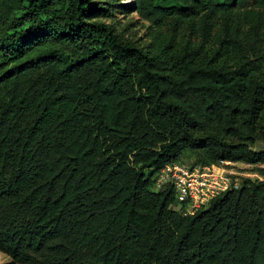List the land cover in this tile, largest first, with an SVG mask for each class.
<instances>
[{"label": "trees", "instance_id": "trees-1", "mask_svg": "<svg viewBox=\"0 0 264 264\" xmlns=\"http://www.w3.org/2000/svg\"><path fill=\"white\" fill-rule=\"evenodd\" d=\"M131 5L148 50L94 21L107 11L90 0H0V253L264 264V180L189 216L152 191L185 153L264 166V0Z\"/></svg>", "mask_w": 264, "mask_h": 264}, {"label": "built area", "instance_id": "built-area-1", "mask_svg": "<svg viewBox=\"0 0 264 264\" xmlns=\"http://www.w3.org/2000/svg\"><path fill=\"white\" fill-rule=\"evenodd\" d=\"M237 165L252 166L230 161L215 165L169 163L154 175L152 191L170 190L173 201L169 209L182 216L193 215L222 194L239 189L244 180H264L248 172L235 171Z\"/></svg>", "mask_w": 264, "mask_h": 264}, {"label": "rangeland", "instance_id": "rangeland-1", "mask_svg": "<svg viewBox=\"0 0 264 264\" xmlns=\"http://www.w3.org/2000/svg\"><path fill=\"white\" fill-rule=\"evenodd\" d=\"M96 3L97 7L106 9V16L96 18L94 21L109 25L115 34L120 35L125 39L134 42L135 46L148 50L150 48L152 25L142 19L136 12L135 8L129 7L133 0H90ZM161 1V0H160ZM167 3V2H166ZM133 6V5H131ZM195 161L191 153H185L182 157V162L191 164ZM264 166L255 165L244 167L243 165L234 166V170L238 172H248L263 177L260 169ZM264 170V169H263ZM256 179V178H254ZM261 180H263L261 178ZM0 264H14L12 260L3 253H0Z\"/></svg>", "mask_w": 264, "mask_h": 264}, {"label": "water", "instance_id": "water-1", "mask_svg": "<svg viewBox=\"0 0 264 264\" xmlns=\"http://www.w3.org/2000/svg\"><path fill=\"white\" fill-rule=\"evenodd\" d=\"M262 150H264V144H262V143H257L256 146H255L254 152L259 153V152H261Z\"/></svg>", "mask_w": 264, "mask_h": 264}]
</instances>
